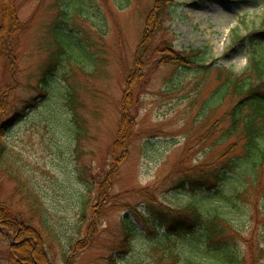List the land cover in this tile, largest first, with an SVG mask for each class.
Instances as JSON below:
<instances>
[{
	"label": "rangeland",
	"instance_id": "rangeland-1",
	"mask_svg": "<svg viewBox=\"0 0 264 264\" xmlns=\"http://www.w3.org/2000/svg\"><path fill=\"white\" fill-rule=\"evenodd\" d=\"M236 1L174 0L166 16L159 41L199 51L208 67H160L154 58L138 70L155 0H16L22 29L14 46L0 41V205L31 234L42 231L45 263L219 264L201 230L174 228L184 218L177 212L199 204L227 218L242 264H264V169L254 188L237 184L245 195L234 205L201 203L213 191L192 186L226 168L231 145L227 160L244 155V141L221 139L235 100L217 107L216 91L228 71L241 76L250 55L264 54V0ZM236 35L249 39L233 45ZM56 37L75 56L51 69ZM125 98L133 132L114 152ZM7 235L0 229V264H17Z\"/></svg>",
	"mask_w": 264,
	"mask_h": 264
},
{
	"label": "trees",
	"instance_id": "trees-1",
	"mask_svg": "<svg viewBox=\"0 0 264 264\" xmlns=\"http://www.w3.org/2000/svg\"><path fill=\"white\" fill-rule=\"evenodd\" d=\"M126 2L129 3L130 0H126ZM174 7V0H155L154 6L148 12L145 19L142 41L136 54L138 70L143 69L144 66H148L154 58H159L160 67L168 65L195 69H205L208 67L203 61L198 59L199 51L181 53L175 51L172 44L159 41L158 37L163 29L166 16ZM0 18L2 23V27L0 26V41L6 36L8 44L14 46L18 34L22 29V24L18 18L16 0H0ZM259 31H264V26ZM248 39L236 35L233 45L245 43ZM49 49H52L50 59L51 69H57L64 62L74 59L75 55L73 54L72 46L64 38L58 39L56 37L54 42L50 44ZM48 72H50L49 67ZM45 82L46 79L43 80V84ZM134 88L135 86L129 83L125 94L128 95ZM216 93L220 96L218 101H222L217 107H220L227 98L235 100V104L227 113V116L231 118V127L224 133L221 139L225 142L235 137L244 141L242 146L244 155L232 162L230 159L227 160L236 146V144L231 145L223 154L224 161L221 166L226 168L217 169L213 174H209L206 178L207 180H205L206 183H198L200 186H196L192 182V184H195L192 186L197 187V190L199 189L203 193H208V190L210 192L213 191V193H208L207 196L200 195L199 200L201 203H206L213 197L218 202L234 205V197L242 199L245 195L242 189H244L248 180H251L249 187L252 188L261 183L260 173L264 169V54L250 55L248 67L241 76L228 71L224 82ZM74 101H76L75 96L70 95V102L74 103ZM130 105L131 102L125 98L122 104L123 118L120 133L114 146V152L118 151L120 147L126 148L127 143L131 140L133 132L132 124L134 122L127 115L131 109ZM2 153L3 148H1ZM238 164L240 167L237 166ZM237 168L242 169V178L234 181L230 178V175L231 171L234 172ZM33 201L35 203H32V206L38 212L39 200L34 199ZM88 204L89 200L84 204L85 209L82 219L86 217L85 212L88 209ZM198 205H192L190 208L177 212L179 217L184 216L183 219L174 224V228L178 230V235L186 234L189 230L192 231L193 229H196V231L201 230V235L206 239L213 259L217 263L242 264L237 247L234 243H230L228 238L226 239V235L233 233L232 226L227 221V218L225 219L212 210H201V208H198ZM214 208H218V206ZM0 209L3 215V218L0 219V225H7L5 228L0 226V229L2 233L8 234L7 239L10 240L9 254L11 259L15 260L17 264H49L45 263L42 257L44 256L45 258L47 256L46 252H43L46 240L43 237L42 231L33 229L35 234H31L28 231L29 228L23 227V222L14 218L13 215L11 217L10 213L6 210V205H0ZM44 230L46 231L45 234H52V230L47 226H45ZM198 233L200 232L198 231ZM39 252L42 255L41 257H39Z\"/></svg>",
	"mask_w": 264,
	"mask_h": 264
}]
</instances>
